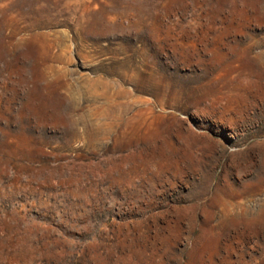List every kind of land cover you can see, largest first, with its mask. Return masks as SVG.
<instances>
[{
	"label": "rangeland",
	"instance_id": "374dc122",
	"mask_svg": "<svg viewBox=\"0 0 264 264\" xmlns=\"http://www.w3.org/2000/svg\"><path fill=\"white\" fill-rule=\"evenodd\" d=\"M0 264H264V0H0Z\"/></svg>",
	"mask_w": 264,
	"mask_h": 264
}]
</instances>
